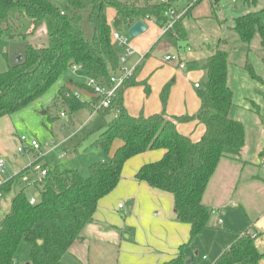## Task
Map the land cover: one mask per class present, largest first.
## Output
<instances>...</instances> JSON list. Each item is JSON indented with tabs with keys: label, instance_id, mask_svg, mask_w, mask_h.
Listing matches in <instances>:
<instances>
[{
	"label": "trees",
	"instance_id": "16d2710c",
	"mask_svg": "<svg viewBox=\"0 0 264 264\" xmlns=\"http://www.w3.org/2000/svg\"><path fill=\"white\" fill-rule=\"evenodd\" d=\"M179 1L67 0L60 9L50 0H0V38L11 41L20 36L24 43L21 61L15 60L0 73V117L41 97L74 65L80 66L75 71L78 76L112 87L111 77L121 74L122 60L111 33H121L145 20L162 27L169 20L170 10L179 12ZM108 7L114 10L111 25L107 21ZM188 13L180 14L159 39L174 47L187 43L183 20ZM84 22L91 27L90 35L86 34ZM26 24L28 29L24 31ZM231 28L238 41L245 44L258 33L264 50V7L236 16ZM221 44L227 45V41ZM209 50L206 58L186 62L187 70L205 73L203 85L197 87L200 106L195 114L166 116L170 84L160 94L161 112L132 115L127 111L123 105L127 88L145 85L149 92L146 82L137 80L148 52L116 88L109 106L97 111L99 115L115 113L91 144L102 150L107 160L89 165L87 176L77 169L56 171L42 165L46 174L41 181L34 176L37 195L33 197L25 194L26 186L15 189L27 170L3 182L2 195L11 191L14 194L8 211L0 218V264H13L21 241L29 248L30 264H60L71 244L80 238L82 229L92 221L99 200L118 185L124 163L152 150L164 153L159 160L140 166L134 174L135 181L172 194L176 221L189 226V241L208 228L211 209L202 202L206 186L220 159L241 161L246 142L244 123L233 117L236 105L228 85V53L219 46ZM245 70L257 84L264 85V79L251 65H246ZM79 86L92 92L85 84ZM258 93L264 102V93ZM100 100L96 96L91 102H82L63 85L52 107L67 109L70 118L81 108L91 112ZM248 102L249 110L263 121L264 106ZM194 120L205 127L197 141L177 129V124ZM116 140L120 143L114 149ZM262 234L252 227L238 232V238L211 264H262L264 250H258L255 244ZM184 245L162 264H186Z\"/></svg>",
	"mask_w": 264,
	"mask_h": 264
},
{
	"label": "crops",
	"instance_id": "0c3cea01",
	"mask_svg": "<svg viewBox=\"0 0 264 264\" xmlns=\"http://www.w3.org/2000/svg\"><path fill=\"white\" fill-rule=\"evenodd\" d=\"M199 2L200 1H198V3ZM197 4H195L190 9V15H188L189 19L198 20L200 14L206 12L207 9L203 7L199 8ZM252 5L255 8L257 5L258 8L264 7V0H255ZM182 6L183 5H181L180 2L177 3L178 10L181 9ZM217 6V1H215V5L211 4V8L213 10ZM109 11H111V15L110 17L107 16V21L111 25L114 16V10L111 8ZM208 11L210 12V10ZM143 22L146 25V30L140 35L136 36L134 40L127 41L126 46L123 48L125 50L126 47H128L132 50L131 54H127L125 50L126 56H137V59L135 60L133 66H131L128 70H132L135 65L139 63L143 55L149 52V55L137 76L138 81L146 82L149 92H146L145 85H136L127 88L123 93L124 107L132 115H137L140 112H142L144 115L159 113L163 109L160 99L162 88L166 84H170L168 100L165 107L166 116L169 117L195 114L200 106V100L197 95V88L195 87V84L199 85V83L195 80L198 77L197 75H202V73L204 75V71H189L186 69V67L185 69H178L173 63L164 62V57L168 54L173 53L177 49H181L183 51L189 49L186 54L188 61L206 58L210 54V48L205 43V40L207 41L210 38L217 40L218 42L219 38H225H214L212 36L207 37V39L201 38L199 41L203 42L200 45L192 47L191 45H189L192 38L188 35L190 33L188 30L189 20L187 19V21L185 22V27L186 32H188V42L183 46H180L181 48L174 47L168 42L159 39L163 33L161 27L157 26L154 22L149 20H145ZM112 43L114 44V41H112ZM193 43L196 42L193 41ZM205 45H207V48H204ZM21 51L22 49L19 52ZM201 54H205V56L200 57L202 56ZM121 60L122 64L125 63L126 57H121ZM121 69V72L125 70L124 68H122V65ZM230 75L231 72L230 68L228 67L229 86ZM79 77L86 81L85 77ZM70 83L72 84V81H70ZM63 85L66 86L65 83ZM234 95L235 94L233 93V99ZM56 98L57 95H53L43 102L39 97L24 108L10 115L0 117V158L4 159L5 161V169L2 173L4 175V178H1L3 181L9 180L20 172L27 170L26 172H24V176L22 177V181L20 182V184H23L27 187L28 185L33 184L32 181L35 176V173L30 167L35 164H38L40 166L44 164L47 166L46 163L42 162L41 164L43 155L41 158H38L36 152L31 148H27L25 153H18L17 148L20 144L19 139L23 135L27 136L28 138L37 139L42 143V145L43 142H46L48 140L49 142L51 140L54 141V139L52 137L50 138L48 133L42 128V119L38 116L37 110L39 108H42L43 106L47 108L50 104L54 103ZM248 100L250 99L247 98V101ZM42 113L44 114L45 112L43 111ZM95 114L99 113H94L92 110L90 112V117ZM107 115V122H109L114 117L115 113L110 112ZM236 119L242 121L241 118ZM177 129L180 133L190 136L192 140L197 141L202 136L205 127L203 124L198 123L194 120L177 124ZM255 129L257 138L254 141V145L252 147L250 144L245 142V146L242 149L241 161L222 158L218 162L202 197L203 204L210 208L211 212L212 209L216 207H219L220 210L226 209L229 203L233 205H239L241 202L240 194L242 191L240 186L243 185H241V183L259 181L264 185V176L257 175L256 170H254L255 165L253 163L254 160H257L258 158H260L261 160L264 159V120L261 121L257 117L255 120ZM163 153V150L147 151L130 158L124 163V165L128 164L132 167L130 173L131 181L126 182L124 185H127L133 195H145L146 197H150L153 200H156L157 203H155L153 208L157 209V215L162 214V217H164L158 221L153 220L152 223L155 227L154 234L158 235V237L160 236V234H164V226H166L170 230H174V227H176L181 231H186V229L189 231L188 225L176 221L172 194L153 189L146 183H140L135 181L134 179V174L140 168V166L145 163L154 162L160 159ZM62 154H64L65 156V153L60 154V157L63 158L64 156H61ZM107 159L108 157L105 156V159L103 158L101 160ZM249 167H252L251 172L249 171L248 177L245 178V170L248 171ZM261 168H263L262 164ZM121 176V180L119 181L115 189L99 200L92 221L86 224L82 229L80 238L71 244L67 253L62 258L60 264H102L104 263L103 259L101 261H98L97 257L102 255V252L109 251L112 248H120V251H116L117 254L118 252L119 254L116 257L115 264H159L160 262H162V260H165L164 258L167 257V255H165V247L163 244H160L161 240L159 238L158 240L153 236V230L150 231V240L148 239V242L143 234L133 238L131 234H126L127 232L125 231V223L128 221V215L126 214V211H124L125 221L124 218H122L118 214V212L114 211V202L119 198V195L121 193L120 187L122 185V180L124 179L123 169ZM25 190L27 189L25 188ZM7 194L9 193L2 195V198L0 199V208L3 204L4 208L6 209L5 213L9 209L10 201L14 193L13 191H11L8 198L6 197ZM36 195L37 193L35 191L33 196ZM120 205L118 206V208L120 209V211H122L124 209V206L121 205L120 207ZM127 212L129 213V211ZM5 213H0V218ZM251 219L252 218L248 220L249 222H251V224L246 228H254L253 222L255 221ZM255 231L259 232L256 229ZM237 238L238 235L236 239ZM175 255L176 253L173 254L171 258H169L172 259Z\"/></svg>",
	"mask_w": 264,
	"mask_h": 264
},
{
	"label": "rangeland",
	"instance_id": "374dc122",
	"mask_svg": "<svg viewBox=\"0 0 264 264\" xmlns=\"http://www.w3.org/2000/svg\"><path fill=\"white\" fill-rule=\"evenodd\" d=\"M50 1L60 9L67 4V0ZM120 1L125 2L132 0ZM198 1L200 2L198 3ZM215 1H217L218 6L213 10L211 4L215 5ZM179 2L183 5L181 9H179V13L188 11V15H190V9L197 3L199 8L203 7L207 9L206 12L200 14L198 20L189 19L188 15L183 20L185 30V22L187 19L189 20L188 30L190 34L188 35L192 38L189 45L192 47L200 45L203 41L199 40L201 38L207 39L209 36L214 38H225H219L218 42L217 40L209 38L207 41L205 40V43L209 48L215 46H219L220 48L223 47L228 53V63L231 72L230 86L235 94L233 103L236 105L233 114L234 117L242 119L246 131V143L253 147L254 141L257 138L255 129V120L257 116L250 111L251 106L247 98L260 106V108H263L264 102L258 92L264 93V85L257 84L252 80L245 70V66L248 64L251 65L255 73L264 79V50L261 49L260 36L258 33L254 35L249 44H245L238 41L237 35L231 27L233 25V19L236 16L254 9H259V4L255 8L251 3L254 2L253 0H180ZM110 9L109 7L107 8V16L109 17L111 15ZM208 10H210V12ZM84 26L86 34L90 35L91 27L87 25V22H84ZM27 29L28 24L25 25L24 31H27ZM121 34L126 36L127 41L134 40V38L128 36L127 30H122ZM226 40L227 45L221 44ZM193 41L196 43H193ZM184 44L185 43L181 44V46ZM207 45H205L204 48H207ZM114 47L121 57H126V62L121 65L122 68L128 70L133 66L137 56H126L124 48L116 42H114ZM22 48L23 40L20 36L11 41L0 38V73L6 71L8 65L14 62L17 56L21 55L19 51ZM201 55L200 57L205 56V54ZM119 75L118 73L116 77ZM197 76L195 81L202 86L205 81V73L204 75L202 73V75ZM70 81H72V84ZM85 82L86 81L76 74L75 70L68 69L54 82L48 91L40 97V100L44 102L47 98L53 95L56 96L58 88L65 83L66 87L80 101L91 102L95 97L94 94L85 87L79 86L85 84ZM43 111L45 112L44 114L42 113ZM64 111L67 113L66 116H60V113ZM37 114L42 119V128L48 133L49 137H52L55 141V145H52L49 140L43 142V159L41 164L42 162L46 163L51 170L56 171L77 169L82 175L87 176L89 165L103 158L105 159L106 155L103 151L91 146V144L97 137L99 131L108 123L107 114H95L90 117V111L86 108H81L73 112L69 118L67 109L65 110L62 106L55 108L52 107V104L47 108L44 106L39 108ZM119 143L120 141L116 140L113 148ZM61 153H65L63 158L60 157ZM253 163L257 175L264 176V169L261 168L264 159L261 160L258 158L254 160ZM251 168L252 167H249L248 171L245 170V178L248 177ZM131 170V165H124V179L120 187L121 193L119 198L114 202V211L118 212V214L124 218V221V211H126L128 221L125 223V231L127 232L126 234H131L132 238L143 234L148 242V239L150 240V231L153 230V236L161 240L160 244L164 245L165 255H167V257L164 258L165 260H162L159 264L168 261L173 254L178 252V247L182 244H185L182 248V254L186 262L191 261V264L213 263L218 255L235 241L238 235L237 233L243 231L251 224V222L248 221L250 218L255 221L253 222L254 228L260 233L264 232V185L259 181H254L250 183H241V185H243L240 186L242 191L239 205L229 203L227 208L222 210L215 206L216 208H213L211 212L209 227L199 233L192 241H189V231L187 229L186 231H181L174 227V230H170L164 225V234H160L158 237V235L154 234L155 227L152 223L153 220L158 221L164 217H162V214L157 215V209L153 208L155 203H157L156 200L146 197L145 195H133L127 185H124L126 182L131 181ZM0 176L4 178L3 174H0ZM23 186V184L18 182L15 189ZM26 189L25 194L28 197L33 196L36 191L33 184L28 185ZM9 196L10 193L6 195L7 198ZM120 204L124 206L122 211L118 208ZM5 211L6 209L2 204L0 213H5ZM127 211H129V213ZM255 244L258 250H264V234L256 239ZM116 249L117 248H112L109 251L102 252V255L98 256L97 260L101 261L103 259L104 263L102 264H115L116 257L119 254V252L117 254L116 251H120V248ZM13 264H30L29 248L24 241H21L18 246ZM262 264H264V259L262 260Z\"/></svg>",
	"mask_w": 264,
	"mask_h": 264
},
{
	"label": "built area",
	"instance_id": "2783aa9c",
	"mask_svg": "<svg viewBox=\"0 0 264 264\" xmlns=\"http://www.w3.org/2000/svg\"><path fill=\"white\" fill-rule=\"evenodd\" d=\"M180 14L182 13L179 12L176 13L174 10H170L167 13L169 20L164 26L161 27L162 31L165 32L166 30L171 28L173 22L175 21V19H177L180 16ZM111 39L121 47H125L127 44V38L118 31H113L111 33ZM125 50L127 54L132 53V50L128 47H126ZM188 51L189 49H187L186 51L177 49L173 53L166 55L164 57V62L173 63L178 69H185L186 62L188 61L186 55ZM71 69L76 71L80 69V66L74 65L72 66ZM131 72L132 70H123V72H121V74L118 77L116 76L111 77V82L113 83L112 87L102 86L98 84L94 79L86 78V82H85L86 87L90 88L95 96L101 97L100 103L96 105L93 109L94 113L97 112L99 109L106 108L109 106L110 100L113 97L116 88L119 85H121L123 80L127 78L131 74ZM195 87L197 88L198 84H195ZM60 116L65 117L66 116L65 112L60 113ZM19 140H20V144L17 148L18 153L26 152L27 148H31L36 152L38 158L42 157V143L40 141H38L35 138H28L25 135L21 136ZM50 143L52 145H55L53 140H51ZM61 156H64V154H62ZM262 167L264 168V163L262 164ZM4 169H5V161L4 159L0 158V174L4 172ZM32 170L35 173L36 180L38 181H41V179L46 174V169L39 166L38 164L33 165ZM3 182L4 181L0 177V199L2 198L1 186ZM33 202H34V198H31L30 203Z\"/></svg>",
	"mask_w": 264,
	"mask_h": 264
},
{
	"label": "water",
	"instance_id": "95a60500",
	"mask_svg": "<svg viewBox=\"0 0 264 264\" xmlns=\"http://www.w3.org/2000/svg\"><path fill=\"white\" fill-rule=\"evenodd\" d=\"M146 30V25L144 24V22L142 21H137L134 24H132L130 27H128L127 29V33L128 36L130 38H135L136 36L140 35L141 33H143ZM22 56L19 55L17 56V58L15 59L16 62L21 61ZM38 243L40 244V241H38ZM190 261H187L186 264H189Z\"/></svg>",
	"mask_w": 264,
	"mask_h": 264
}]
</instances>
